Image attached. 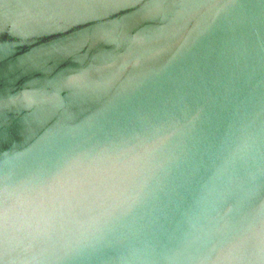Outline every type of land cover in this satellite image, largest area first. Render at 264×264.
Listing matches in <instances>:
<instances>
[{
  "label": "water",
  "instance_id": "95a60500",
  "mask_svg": "<svg viewBox=\"0 0 264 264\" xmlns=\"http://www.w3.org/2000/svg\"><path fill=\"white\" fill-rule=\"evenodd\" d=\"M0 264H264V0H0Z\"/></svg>",
  "mask_w": 264,
  "mask_h": 264
}]
</instances>
